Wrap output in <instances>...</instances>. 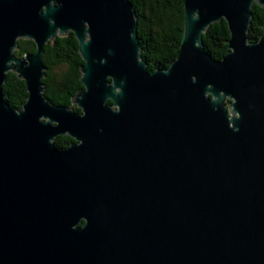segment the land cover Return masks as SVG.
Returning a JSON list of instances; mask_svg holds the SVG:
<instances>
[{"label":"water","instance_id":"water-1","mask_svg":"<svg viewBox=\"0 0 264 264\" xmlns=\"http://www.w3.org/2000/svg\"><path fill=\"white\" fill-rule=\"evenodd\" d=\"M253 3L264 7L183 0L177 56L148 71L130 0H0V264H264ZM221 19L228 51L215 59L202 33ZM70 31L80 112L42 82L45 43ZM18 38L35 51L17 57ZM8 71L25 82L19 109L3 98ZM60 135L76 142L58 148Z\"/></svg>","mask_w":264,"mask_h":264},{"label":"trees","instance_id":"trees-1","mask_svg":"<svg viewBox=\"0 0 264 264\" xmlns=\"http://www.w3.org/2000/svg\"><path fill=\"white\" fill-rule=\"evenodd\" d=\"M135 9L137 36L140 43V55L146 61L148 71L165 68L177 56L183 33V0H130ZM252 17L248 28L249 41L259 38L264 28V7L253 3ZM229 30L224 19L210 24L202 33L205 49L215 58L221 59L228 51ZM78 42L70 31L57 36L44 45L41 59L46 65L42 78L44 95L53 104L80 109L71 103V97L83 87L79 67L83 60L79 54ZM32 40L18 38L14 54L22 57L26 52H34ZM59 68L60 71H56ZM4 100L15 109L22 106L27 91L24 80L8 71L2 85ZM110 103V101H107ZM229 102V100H227ZM64 139H66L64 141ZM71 138L60 135L55 138V145L63 148ZM83 223V221H81Z\"/></svg>","mask_w":264,"mask_h":264},{"label":"flooded vegetation","instance_id":"flooded-vegetation-1","mask_svg":"<svg viewBox=\"0 0 264 264\" xmlns=\"http://www.w3.org/2000/svg\"><path fill=\"white\" fill-rule=\"evenodd\" d=\"M71 138V137H70ZM66 139H64V141H65ZM68 143L66 144V145H64V147L63 148H65V147H67L71 142H76L75 140H73L72 138H71V141L70 140H68L67 141Z\"/></svg>","mask_w":264,"mask_h":264},{"label":"rangeland","instance_id":"rangeland-1","mask_svg":"<svg viewBox=\"0 0 264 264\" xmlns=\"http://www.w3.org/2000/svg\"><path fill=\"white\" fill-rule=\"evenodd\" d=\"M56 71H58V72H59V71H60V69H59V68H57V69H56Z\"/></svg>","mask_w":264,"mask_h":264}]
</instances>
